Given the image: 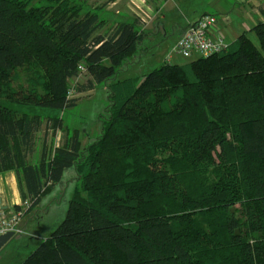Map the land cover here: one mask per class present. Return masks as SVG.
Here are the masks:
<instances>
[{"label":"trees","instance_id":"obj_1","mask_svg":"<svg viewBox=\"0 0 264 264\" xmlns=\"http://www.w3.org/2000/svg\"><path fill=\"white\" fill-rule=\"evenodd\" d=\"M88 1L0 0V175L14 172L23 215L66 168L78 176L62 222L18 264H264V21L258 46L242 33L112 80L146 33L137 19L99 33ZM109 80L108 117L83 148L61 116L13 108L63 111L70 88ZM44 124L62 140L33 163Z\"/></svg>","mask_w":264,"mask_h":264},{"label":"rangeland","instance_id":"obj_2","mask_svg":"<svg viewBox=\"0 0 264 264\" xmlns=\"http://www.w3.org/2000/svg\"><path fill=\"white\" fill-rule=\"evenodd\" d=\"M103 0L95 1L89 0L90 8L94 5H100ZM199 7V6H197ZM201 9H195L191 13L192 19L197 16ZM116 21H122L125 18L122 16L113 17ZM173 19L179 20L181 17L175 15ZM170 18L167 17L165 21L166 35L158 34V32H149L148 36L143 40L141 47L145 48L138 52L136 56L128 59L120 71L112 80H122L131 77H140L143 74L153 70L164 62L170 55L172 64L186 65L194 59L193 57L185 58L173 51V47L178 38L174 33L173 28L169 24ZM106 32L110 28H105ZM156 30V28H155ZM250 40L258 46L257 36L252 32L248 36ZM170 54V55H169ZM86 75L80 78V83H84ZM111 80L97 85L92 91L77 94L79 96L76 104L73 107L66 108L63 111H51L39 109L30 106H13L18 112H26L30 114L39 113L43 117L47 115L61 116L64 126L70 129H77L79 132V139L82 148L87 144L96 140L102 132V122L108 117L106 108L108 105V84ZM73 83L70 82V87ZM62 140V130H49L44 124L37 136V146L34 154L30 158L31 162L36 163L42 151L44 142H53L54 145L60 144ZM78 176L74 167L66 168L64 170L61 180L54 186V188L42 197L41 201L36 205L32 211L22 216L20 220V227L22 233L14 234L9 241H7L0 248V264H18L23 261L40 243L47 237L64 219L69 201L71 199L73 190L78 183ZM1 184V181H0ZM4 191H0V197L5 201H12L17 197L19 201L18 183L15 178V183L4 185Z\"/></svg>","mask_w":264,"mask_h":264},{"label":"crops","instance_id":"obj_3","mask_svg":"<svg viewBox=\"0 0 264 264\" xmlns=\"http://www.w3.org/2000/svg\"><path fill=\"white\" fill-rule=\"evenodd\" d=\"M93 8L99 10L100 19L103 21L102 27L98 30L99 33L104 34L105 28L111 29L120 22L137 19L146 37L149 32L166 35L167 17L170 18V27L179 38L189 23L203 14H212L217 19V32L215 31L214 35H221L226 44L234 41L242 33L249 36L252 33V27L264 21V0H103L100 5L96 4ZM197 8L201 11L192 19L191 13ZM139 9L145 14V19H139ZM175 15L181 18L173 19ZM115 16H122L125 19L116 21L113 18ZM170 56L168 62L171 63ZM0 181L2 192L5 184L12 186L15 183L14 172L1 174ZM12 204L13 200L5 201L0 197V209L10 211Z\"/></svg>","mask_w":264,"mask_h":264},{"label":"built area","instance_id":"obj_4","mask_svg":"<svg viewBox=\"0 0 264 264\" xmlns=\"http://www.w3.org/2000/svg\"><path fill=\"white\" fill-rule=\"evenodd\" d=\"M139 19H145V14L139 9L138 12ZM217 19L212 14H203L197 18L192 23H189L184 30L183 34L177 39L174 51L177 54L185 58L190 57H206L213 53L220 52L226 43L221 35H214L217 32ZM169 60L168 58L166 59ZM79 74L73 79L75 83L81 77L84 72V67L82 65L78 66ZM74 93V89L70 88L68 90V96ZM13 205H20V210L13 209ZM27 206L26 202H21L17 198L13 199V204L11 205L12 210L5 211L0 209V236L13 232V234L22 233L20 227V220L23 216V209Z\"/></svg>","mask_w":264,"mask_h":264},{"label":"water","instance_id":"obj_5","mask_svg":"<svg viewBox=\"0 0 264 264\" xmlns=\"http://www.w3.org/2000/svg\"><path fill=\"white\" fill-rule=\"evenodd\" d=\"M13 232H8L0 236V248L10 240V238L13 236Z\"/></svg>","mask_w":264,"mask_h":264}]
</instances>
